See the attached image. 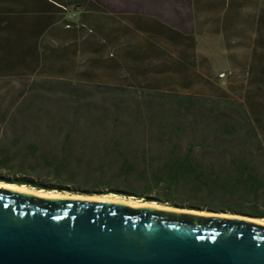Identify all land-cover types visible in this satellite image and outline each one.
Segmentation results:
<instances>
[{"label": "rangeland", "instance_id": "374dc122", "mask_svg": "<svg viewBox=\"0 0 264 264\" xmlns=\"http://www.w3.org/2000/svg\"><path fill=\"white\" fill-rule=\"evenodd\" d=\"M98 3L102 10L86 13L84 29L77 35L59 28L49 30L41 39L43 47L51 48L44 58L31 53L24 57L0 55V144L23 134L25 142H40L47 149L60 151L70 125L75 126V136L83 132L84 120L74 123L72 116L87 115L93 118L92 135L101 139L94 158H105L103 140L112 133L110 127L123 128L138 103L144 104L147 94L157 90L243 101L254 114L264 115V0ZM157 20L192 39L162 28ZM17 25L27 30L23 38L13 39L14 47L26 48L34 41L27 34L30 26ZM124 45H131L133 52L125 53ZM185 56L194 58L190 59L191 68H182L178 62H184ZM73 90H78L77 96L69 93ZM34 96L40 102L29 105ZM23 102L28 104L20 114L15 108ZM76 111L80 114L75 115ZM11 118L15 128L9 126ZM4 172L0 170V174ZM110 175L106 173L100 181L105 185L93 193L75 192L70 186L51 190L146 200L112 192L116 186L109 183ZM43 178L48 184L56 179L45 174ZM117 182V187L124 188V178L118 177Z\"/></svg>", "mask_w": 264, "mask_h": 264}, {"label": "trees", "instance_id": "16d2710c", "mask_svg": "<svg viewBox=\"0 0 264 264\" xmlns=\"http://www.w3.org/2000/svg\"><path fill=\"white\" fill-rule=\"evenodd\" d=\"M98 1L0 0V55L24 57L31 53L44 58L51 48L43 47L41 39L49 30L59 28L77 35L84 29L86 13L102 10ZM18 23H27V34L34 38L26 48L14 47L13 39L23 38L27 30ZM124 52L131 54V45H124ZM185 57L184 62H178L182 68H191L190 59L194 58ZM69 93L77 96L78 90ZM147 97L127 116L123 128L110 127L112 133L103 140L105 158H94V148L101 139L92 135L93 118L79 116L76 111L73 113L78 116L71 120H84L83 132L75 136V126L70 125L60 151L47 149L40 142H25L20 132L10 142L0 144V170L5 169L0 180L48 190L70 186L75 192L93 193L105 185L100 181L109 173V183L116 186L112 192L181 208L264 218V115L254 114L243 101L201 98L180 91L157 90ZM40 100L34 96L28 103ZM28 103L17 105L15 110L23 114ZM13 120L8 123L15 128ZM111 151L117 154L111 155ZM44 174L56 178L55 183L48 184ZM118 177L126 181L122 189L117 187Z\"/></svg>", "mask_w": 264, "mask_h": 264}, {"label": "water", "instance_id": "95a60500", "mask_svg": "<svg viewBox=\"0 0 264 264\" xmlns=\"http://www.w3.org/2000/svg\"><path fill=\"white\" fill-rule=\"evenodd\" d=\"M173 207L0 184V264H264L258 217Z\"/></svg>", "mask_w": 264, "mask_h": 264}, {"label": "bare ground", "instance_id": "6f19581e", "mask_svg": "<svg viewBox=\"0 0 264 264\" xmlns=\"http://www.w3.org/2000/svg\"><path fill=\"white\" fill-rule=\"evenodd\" d=\"M0 184H2V187H7V188H10L12 186H15V185H21V186H27V187H30L26 184H15V183H11V182H6V181H1L0 180ZM30 188H33V189H36V190H43V191H50V192H56V193H61V194H67V195H73V196H84V197H88L86 195H82V194H69V193H63V192H58V191H55V190H47V189H40V188H35V187H30ZM92 197H106V198H113V199H116L118 201H121V202H124V203H134V204H139V205H146V206H152V207H160L162 209H178V208H175L171 205H166V204H161V203H158V202H150V201H146V200H141V199H128V198H122V197H118V196H115V195H108V194H105V195H95V196H92ZM202 213H206V212H202ZM213 214V213H211ZM227 215V214H226ZM229 215V214H228ZM253 220L255 221H259V222H262L264 223V218H252Z\"/></svg>", "mask_w": 264, "mask_h": 264}]
</instances>
